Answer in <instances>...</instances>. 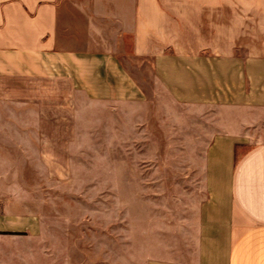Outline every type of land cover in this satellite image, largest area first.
<instances>
[{
	"label": "crops",
	"instance_id": "1",
	"mask_svg": "<svg viewBox=\"0 0 264 264\" xmlns=\"http://www.w3.org/2000/svg\"><path fill=\"white\" fill-rule=\"evenodd\" d=\"M138 57L258 72L241 100L208 103L236 157L226 200L179 203L161 235L146 204L128 264H264V0H0V264H122L89 217L75 234L42 201V177L63 173L37 167L57 157L75 99L116 97Z\"/></svg>",
	"mask_w": 264,
	"mask_h": 264
},
{
	"label": "rangeland",
	"instance_id": "2",
	"mask_svg": "<svg viewBox=\"0 0 264 264\" xmlns=\"http://www.w3.org/2000/svg\"><path fill=\"white\" fill-rule=\"evenodd\" d=\"M124 63V75L136 81L112 83L116 97L75 99L73 128L52 131L57 157L37 168L63 173L50 184L42 177V201L57 203L58 217L67 214L75 234L86 232L81 221L89 217V232L105 234L106 249L128 264L146 204L161 235L171 220L163 214L175 213L179 203L211 194L226 200L236 157L217 137L215 106L208 103L241 100L243 90L254 88L258 67L154 66L145 57Z\"/></svg>",
	"mask_w": 264,
	"mask_h": 264
}]
</instances>
